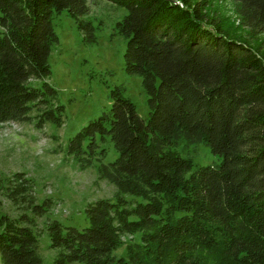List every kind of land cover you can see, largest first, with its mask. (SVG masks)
<instances>
[{"label":"trees","instance_id":"1","mask_svg":"<svg viewBox=\"0 0 264 264\" xmlns=\"http://www.w3.org/2000/svg\"><path fill=\"white\" fill-rule=\"evenodd\" d=\"M107 1L126 10L114 33L126 40V73L141 77L148 117L114 86L110 109L70 137L67 154L115 192L86 204L84 228L46 223L49 264H264V53L227 33L206 0ZM234 1L240 24L264 34V0ZM63 10L84 43L96 42L86 0H0V124H62L47 78L53 15ZM182 138L221 161L196 166L175 149ZM108 139L118 155L105 163ZM33 185L22 172L7 179L22 212L0 214V264L43 263L34 227L52 202H38Z\"/></svg>","mask_w":264,"mask_h":264},{"label":"rangeland","instance_id":"2","mask_svg":"<svg viewBox=\"0 0 264 264\" xmlns=\"http://www.w3.org/2000/svg\"><path fill=\"white\" fill-rule=\"evenodd\" d=\"M89 8L85 19L96 27V42L86 44L75 20L65 10L53 15V28L58 36L49 54L50 75L47 82L57 91L56 102L64 107L60 126L48 123L43 129L32 124L8 122L0 124V214L18 216L22 210L12 205L6 196L7 179L22 172L33 181L38 202L49 199L48 212L36 218L35 230L39 239L42 264H49L56 250L49 247L45 225L57 219L64 225L87 226L84 209L87 203L102 197H112L115 187L99 179L95 167L80 169L66 152L68 140L89 121L111 107L110 91L121 86L123 94L135 104L138 115L147 119L149 107L141 77L126 73L123 53L126 40L114 33L115 24L126 10L107 0H86ZM207 14L221 23L230 35L246 40L260 54L264 53V34H251L242 26L234 0H206ZM103 162L118 155L112 142ZM175 149L190 157L196 166L216 165L221 157L202 143H187L180 139ZM139 236H126L125 243ZM125 256V247L114 251Z\"/></svg>","mask_w":264,"mask_h":264}]
</instances>
